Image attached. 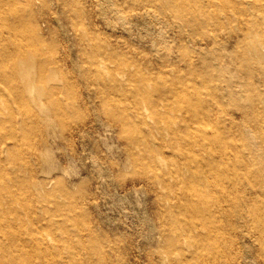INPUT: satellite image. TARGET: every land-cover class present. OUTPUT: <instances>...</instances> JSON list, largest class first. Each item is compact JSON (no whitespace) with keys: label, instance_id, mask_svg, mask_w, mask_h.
<instances>
[{"label":"bare ground","instance_id":"6f19581e","mask_svg":"<svg viewBox=\"0 0 264 264\" xmlns=\"http://www.w3.org/2000/svg\"><path fill=\"white\" fill-rule=\"evenodd\" d=\"M248 3L253 13L248 31H264V0H121L103 12L64 6L69 23L64 33L74 32L78 56L91 57L82 59L86 68L79 78L98 82L104 90L96 93L117 102L105 110L106 119L101 121L82 115L75 99L66 101L70 87L77 84L69 75L73 52L67 46L59 51L55 44L45 48L51 21L44 12L38 14L35 0L26 1L28 14L17 11L13 18L7 12L18 8L17 0H0V264H83V258L93 253L90 239L95 229L76 220L68 203L46 195L54 179L40 178L39 172L57 165L40 160L46 155L37 143L84 141L87 132L100 126L120 129L137 163V176L175 190L177 198L166 197L159 209L161 217L172 214L162 222L168 237L161 264H195L205 255L227 263V251L218 247L219 242L230 237L238 244L239 235L246 238L249 232L243 223L264 237V88L254 85L252 72L246 81L214 72L199 65L195 50L186 46L184 65L175 66L172 73L165 67L169 61L160 58L159 71L134 68L125 75L100 61L93 49L101 24L115 29L112 17L122 18L129 31L139 19L156 27L172 25L181 40L186 34L197 44L207 27L241 18ZM251 48L254 54L243 50V60L261 68L264 82V49L256 44ZM55 53L57 60L52 58ZM121 88L147 101L134 106L130 117L119 105ZM227 103L248 122L242 124L234 112L223 109ZM155 130L163 132L157 139L161 146L168 133L184 158L162 174L150 172L153 162L141 154L155 150L151 144ZM177 226L191 241L182 255L177 246L183 237L175 231Z\"/></svg>","mask_w":264,"mask_h":264},{"label":"rangeland","instance_id":"374dc122","mask_svg":"<svg viewBox=\"0 0 264 264\" xmlns=\"http://www.w3.org/2000/svg\"><path fill=\"white\" fill-rule=\"evenodd\" d=\"M26 1L17 0L18 8H11L7 14L11 18L17 11L28 14L30 8L25 5ZM120 1L35 0L34 6L38 14L39 11L44 12L51 21L45 48L50 50L55 44L59 46V51L67 46L73 52L75 62L69 75H74L77 84L70 87L66 101L75 99L82 115L98 116L101 121L106 119L105 110L115 106L117 102L96 93V90H104L98 82L88 83L79 78L83 67L86 68L85 65L82 67V59L88 60L91 57L78 56L74 32L70 30L68 33V30L64 33L66 25H69L65 19L64 6L72 10L92 7L95 12H103ZM247 7L249 10H246L241 18L231 21L222 19L221 24L207 27L204 33L199 35L197 44H193L186 34L185 40H181L176 27L172 25L156 27L148 24V19H139V24L129 31L125 28L127 23L122 18L112 17L115 29L101 24L103 29L96 32L93 49L100 61H104L103 63L110 65L117 72L128 75L134 68H139L141 72L159 71L163 68L160 58L169 61L165 67L172 73L175 66L184 65L181 59L186 55L185 48L188 46L195 50L194 56L199 65L206 64L214 72L231 75L239 81L249 79L248 72L251 71L254 85L264 88V82L259 77L261 68L245 64L243 60V50L254 54L252 44L264 49V31H248V22L253 19V13L251 3H248ZM210 9L213 10L214 7L211 6ZM207 15L202 14L200 17ZM83 25L84 22L79 21L78 26L82 28ZM56 54L52 55L53 60L60 58ZM126 85L129 86L130 83L127 82ZM119 92V105L128 110L125 114L129 115L128 117L132 116L130 111L134 106H144L147 103L144 97L135 98L125 88H121ZM223 109L229 113L234 112V118L242 124L248 122L231 104H225ZM218 112L221 116L225 114L221 109H218ZM98 128L87 132L84 141L79 139L76 143H70L66 139H61L59 144L53 143L52 140L38 141L39 149L46 155L45 159L43 157L40 160L57 165V168L48 172H39L40 178L54 179L48 186L49 192L46 195L68 203L76 220L92 226L97 232L90 239L93 253L83 258V264H161V252L166 248L168 237V229L166 232L163 230L162 222L170 219L172 214L165 213L161 217L159 209L165 204L166 197L177 198L175 190H170L162 184L152 185L147 179L135 174L137 163L130 156L128 141L119 134L120 129L111 126ZM162 135L163 132L155 130L151 140L155 150H145L141 153L146 161L152 160L150 172L154 174H162L184 159L170 143L171 137L168 133H165L168 136L167 143L164 146L159 144L157 139ZM175 213L174 211L173 214ZM224 221L228 226L227 218ZM178 227L180 226H177L175 231L183 237V243L177 247L182 255L191 241L186 235L187 231ZM242 228L249 234L246 238L239 235L238 244L230 237H222L219 242L218 247L227 251V263L205 255L195 264H264V237L255 234L250 228V223H243ZM191 258V254H188L187 259Z\"/></svg>","mask_w":264,"mask_h":264}]
</instances>
